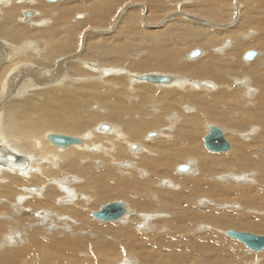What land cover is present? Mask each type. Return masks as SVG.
Returning a JSON list of instances; mask_svg holds the SVG:
<instances>
[{
    "label": "bare ground",
    "instance_id": "6f19581e",
    "mask_svg": "<svg viewBox=\"0 0 264 264\" xmlns=\"http://www.w3.org/2000/svg\"><path fill=\"white\" fill-rule=\"evenodd\" d=\"M43 1L0 0V264H264L217 229L264 226V0Z\"/></svg>",
    "mask_w": 264,
    "mask_h": 264
},
{
    "label": "rangeland",
    "instance_id": "374dc122",
    "mask_svg": "<svg viewBox=\"0 0 264 264\" xmlns=\"http://www.w3.org/2000/svg\"><path fill=\"white\" fill-rule=\"evenodd\" d=\"M43 1V0H42ZM193 1L194 2V0H177V4H176V7H174V8H172V9H174L175 11H189V7H188V4H190L191 2ZM227 2H226V9L227 10H229V8H230V10L229 11H234L233 9H234V0H226ZM44 2V1H43ZM48 1H46V2H44V3H47ZM185 2V3H184ZM192 2V4H194ZM246 2H247V0H246ZM130 3V2H129ZM228 3V4H227ZM184 4H185V6H184ZM231 4V5H230ZM233 4V5H232ZM145 5V4H144ZM146 6V5H145ZM30 7V6H29ZM26 8L27 10H30V8ZM146 8H148L147 6H146ZM185 8V9H184ZM25 9V10H26ZM188 9V10H187ZM31 11H34V12H36V10L33 8L32 9V6H31ZM233 14H234V12H232ZM34 16H36V15H34ZM34 16H32V17H30L29 19H32ZM41 17H37V20H35V23H31L30 25L31 26H34V25H36V23H42L43 21V23H49L50 24V18H48V17H44V18H41V20L40 21H38L39 19H40ZM23 19H24V17H23ZM43 19V20H42ZM46 19V20H45ZM48 20V21H47ZM21 21H22V23L23 22H26V21H24V20H22V18H21ZM37 21V22H36ZM47 21V22H46ZM32 22V21H31ZM24 24H29L28 22H26V23H24ZM29 25V26H30ZM38 25V24H37ZM232 29V28H231ZM226 39H223V43H224V41L225 40H230L231 38L228 36V37H225ZM187 40V38H180L179 39V41L178 42H181V43H184L185 41ZM222 43V44H223ZM216 48H219L220 47V45H218V46H215ZM215 47H214V49H215ZM201 47H199V46H196V47H194V49H200ZM191 50H193V48L191 49ZM200 50H202V49H200ZM251 50H253V51H255V52H257V50H254V49H248L247 51H251ZM240 60H242L241 58H240ZM143 74H146V73H142L141 75H143ZM93 110H95V109H93ZM100 123H104V124H107V125H109L110 123L109 122H100ZM112 124V123H111ZM210 125V124H214V125H216V126H219L220 128H222V130L224 131V133H225V130H224V127H221L219 124H216L215 122H212V121H208V122H206V123H204L203 124V126H202V132L201 131H199L198 133L200 134V136H199V145L201 144V146L203 145L202 144V142L200 141V140H202V138L207 134V125ZM206 125V126H205ZM206 128V129H205ZM159 132V130H156V129H154V130H150V132ZM204 132V133H203ZM101 133H104V134H107V133H109V132H101ZM202 134H204V135H202ZM146 138V136H144V140H146L145 139ZM153 138V137H152ZM225 138H226V140L230 143V145H231V150H232V148H233V145H232V143L229 141V139L226 137V134H225ZM80 146V145H79ZM230 150V151H231ZM206 151V150H205ZM205 151H204V153H205ZM229 151V152H230ZM207 152V151H206ZM229 152H226V153H229ZM207 153H209V152H207ZM96 154V153H95ZM0 155H2V156H4V157H6V155L4 154V153H2V152H0ZM131 161V160H130ZM132 162V161H131ZM180 163H177L176 165H179ZM180 165H187V164H180ZM191 167V166H190ZM9 171V170H8ZM26 171V170H25ZM119 171H121L122 173H126L127 172V170H125L124 168H120L119 169ZM23 173V172H22ZM136 174H138V175H141V173H139V172H137L136 171ZM138 179H143L142 177H140V178H138ZM215 181H217V180H215ZM66 192V191H65ZM65 192L63 193L64 194V196H62V197H65L66 198V196H65ZM59 201V200H58ZM110 202H118V203H120V204H122L124 201H122V200H119V199H111V200H106V201H100V202H98L95 206H94V209L92 208V211H98V210H100V206L102 207L104 204H107V203H110ZM11 203V202H10ZM66 203V202H65ZM125 204H126V202H124ZM101 204V205H100ZM12 205H13V202H12ZM10 206V205H9ZM97 207H98V209H97ZM123 207H124V205H123ZM202 207H205V206H202ZM221 207H224V208H229L228 206H225V205H223L222 204V206ZM221 207H218L219 209H223V208H221ZM5 208V207H4ZM230 208H231V210L232 209H235V211L236 212H239L240 213V215L241 216H243V217H246V218H251L250 217V215H248V216H244L243 214H241V212H240V209H239V207H237V208H233V207H231L230 206ZM254 208V209H253ZM253 208H249V209H246V210H249V211H251V212H249V213H252V214H256L255 216H252V218H255V220H257V218L259 217H261L262 215H263V212L262 211H264L262 208H255V207H253ZM7 209V212H9L8 210H11L12 208L10 207V208H6ZM127 210H128V212H131L132 210H130V208H129V206H127V208H126ZM218 209V210H219ZM256 209V210H255ZM130 210V211H129ZM215 210V209H214ZM215 211H217V210H215ZM40 214L39 213H37L36 214V217L38 218H40L42 221H44V216L43 215H46V212H45V210L44 209H41L40 211ZM128 212L126 213V214H128ZM260 216H259V215ZM43 217V218H42ZM89 218H90V220H92V221H94V222H96L95 220H93L94 218H92V217H90V215H89ZM258 218V219H259ZM41 221V222H42ZM97 224H99V225H103L102 223H99V222H96ZM66 224V223H65ZM42 226L44 225L45 226V224L43 223V224H41ZM217 229H219L220 231H219V234L221 235V237L223 238V239H226V236H224V235H222V232L221 231H223V230H229L230 229V231H241V232H249V233H253V234H259V235H264V226L263 227H260V228H241V230H239L240 229V227L238 226V227H223V228H217ZM227 239H229L228 237H227ZM230 240H232V239H230ZM243 246V245H242ZM243 248V250H244V252L245 253H243L244 254V256L247 258V259H249V257H250V259H252V260H246V261H249L250 263H253V261H254V259L255 258H257V257H259V256H261V255H259V254H262L261 253V251L260 252H258V253H254V252H251V251H249V250H247L246 249V247H242ZM263 252V251H262ZM252 255V256H251ZM257 255V256H256ZM255 257V258H254ZM254 258V259H253ZM254 264V263H253Z\"/></svg>",
    "mask_w": 264,
    "mask_h": 264
},
{
    "label": "water",
    "instance_id": "95a60500",
    "mask_svg": "<svg viewBox=\"0 0 264 264\" xmlns=\"http://www.w3.org/2000/svg\"><path fill=\"white\" fill-rule=\"evenodd\" d=\"M28 16L30 13L27 14ZM198 52V51H197ZM194 52L191 54L192 57L198 56L199 52ZM254 55L251 52L245 54V60H250ZM165 80V79H163ZM218 132V133H217ZM213 131L208 137L205 138V146L208 150L221 152L229 149L228 142L221 135V132ZM48 140L57 146L63 147L69 144L77 143L79 140L70 136L63 135H49ZM0 161L5 157L0 155ZM28 165V162L25 166L18 168L16 166L12 167L13 169L25 170ZM125 212V208L122 204L118 202L109 203L107 206L103 207L101 212L94 214L96 218L104 219V220H116L120 217L121 214ZM229 236L235 238L239 242H242L247 248L257 251L264 248V235L246 233V232H238V231H229Z\"/></svg>",
    "mask_w": 264,
    "mask_h": 264
},
{
    "label": "clouds",
    "instance_id": "9594fccd",
    "mask_svg": "<svg viewBox=\"0 0 264 264\" xmlns=\"http://www.w3.org/2000/svg\"><path fill=\"white\" fill-rule=\"evenodd\" d=\"M9 242H11V241L9 240Z\"/></svg>",
    "mask_w": 264,
    "mask_h": 264
}]
</instances>
